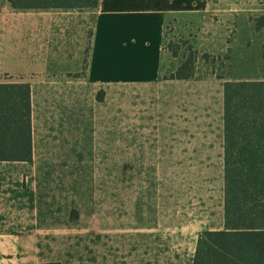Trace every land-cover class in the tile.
Wrapping results in <instances>:
<instances>
[{
	"label": "rangeland",
	"instance_id": "rangeland-1",
	"mask_svg": "<svg viewBox=\"0 0 264 264\" xmlns=\"http://www.w3.org/2000/svg\"><path fill=\"white\" fill-rule=\"evenodd\" d=\"M187 26L167 24L157 81L31 78L33 161L0 163V232L34 234L47 264H192L224 227V83L261 62ZM194 50V77L171 79Z\"/></svg>",
	"mask_w": 264,
	"mask_h": 264
},
{
	"label": "crops",
	"instance_id": "crops-1",
	"mask_svg": "<svg viewBox=\"0 0 264 264\" xmlns=\"http://www.w3.org/2000/svg\"><path fill=\"white\" fill-rule=\"evenodd\" d=\"M262 14L264 0H100L93 10L22 11L0 0V78H30L23 81L32 90L31 78L83 70L94 83L154 82L164 71L165 29L174 21L201 32L202 38L210 32L206 28L214 29L217 44H230L243 61L255 52L260 76L245 80L263 79L264 34L254 21ZM0 264L47 263L34 234L0 232Z\"/></svg>",
	"mask_w": 264,
	"mask_h": 264
},
{
	"label": "trees",
	"instance_id": "trees-1",
	"mask_svg": "<svg viewBox=\"0 0 264 264\" xmlns=\"http://www.w3.org/2000/svg\"><path fill=\"white\" fill-rule=\"evenodd\" d=\"M9 3L21 11L93 10L100 0ZM254 21L256 30L264 34V14ZM180 48L171 41L167 47L174 57ZM187 48L192 51V44L188 43ZM197 54V50L190 52L170 78H193ZM262 68L263 79L224 83V227L200 233L192 264H264V45ZM32 95L29 82H0V163L33 161Z\"/></svg>",
	"mask_w": 264,
	"mask_h": 264
}]
</instances>
